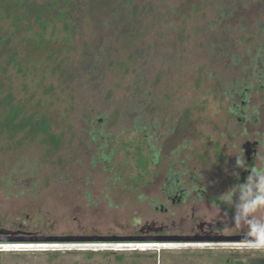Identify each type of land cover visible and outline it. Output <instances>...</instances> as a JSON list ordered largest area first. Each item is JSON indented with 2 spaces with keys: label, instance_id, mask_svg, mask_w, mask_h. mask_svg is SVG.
Listing matches in <instances>:
<instances>
[{
  "label": "rangeland",
  "instance_id": "rangeland-1",
  "mask_svg": "<svg viewBox=\"0 0 264 264\" xmlns=\"http://www.w3.org/2000/svg\"><path fill=\"white\" fill-rule=\"evenodd\" d=\"M136 2L156 14L139 12L141 21H129L134 38L124 42L121 21L103 25L93 0H0V99L9 94L26 114H45L60 141L50 151L39 137L0 134V222L27 226L26 238L136 235L135 222L153 215L169 171L180 174L189 192L175 217L193 213L212 221L211 203L234 185L236 158L226 150L240 151L243 129L264 142V87L253 82L244 106L236 99L247 115L244 127L229 114L235 97L223 94L226 85L262 71L243 68L264 57V46L256 49L264 40V0H164L165 9L156 0ZM21 17L30 19L22 28L15 19ZM69 22L78 24L70 32ZM95 115H104V123ZM136 119L142 129L154 126L155 164L146 147L138 151L146 165L138 162ZM96 122L109 135L106 154L90 139ZM197 189L215 200L201 199ZM222 206L230 220L232 210ZM26 210L34 216L25 218ZM153 243L172 246L0 242V264H251L264 256L236 251L228 246L234 242Z\"/></svg>",
  "mask_w": 264,
  "mask_h": 264
},
{
  "label": "flooded vegetation",
  "instance_id": "flooded-vegetation-1",
  "mask_svg": "<svg viewBox=\"0 0 264 264\" xmlns=\"http://www.w3.org/2000/svg\"><path fill=\"white\" fill-rule=\"evenodd\" d=\"M17 21H20L21 28L23 27V21L24 24L30 23V19L26 18H15ZM69 26L71 25V22H69ZM78 25V24H77ZM77 25H71L69 28V32L72 30H75L77 28ZM29 26V25H28ZM250 62V61H249ZM248 62V63H249ZM256 65H259L258 68L261 69V73H258L257 76L253 74H249V79H252L254 82V85H257V89L261 90L264 87V81L263 75L264 73V63L259 61ZM259 80V83H258ZM252 88H245L243 90V93L241 96H237L240 98L242 106L247 104L249 100V96L252 93ZM237 98H235L229 107V114L231 115L232 119L234 121H240L243 123V127L248 121L247 115L243 111V107H240L236 103ZM104 116V115H103ZM101 117V119H104V117ZM97 119V117H95ZM100 116L98 117L97 120H101ZM237 119V120H236ZM138 120V119H136ZM135 120V124L136 121ZM97 124V122L95 123ZM151 128L154 127L149 123ZM139 125V123L137 124ZM141 124L139 125V127ZM141 128V127H140ZM142 129L141 131H136L134 130L133 133L135 134L133 143L136 149H142V147H146L145 150L147 152H151V155L153 157L152 163L155 164L157 156H158V150L156 149L155 138L153 137L152 131L154 129ZM243 129V140L240 145V151L243 152L244 154V160L246 163L251 166L254 163V156L255 154L260 150L262 146H264V142L260 141L259 139H256L255 137H249L246 136V133ZM89 135L90 139L92 137V130L89 129ZM234 133L230 131L228 133V136L230 138H234ZM109 135L106 134V130L102 129L100 132V139L98 142L95 143L97 145L98 149H102L101 153L106 154V148H108V140ZM143 150V149H142ZM142 152V151H140ZM112 153V151L110 152ZM138 153V150L136 151ZM146 153V152H145ZM109 161L104 162L105 164H108ZM233 171H237L239 174V181L234 179V177L230 174L229 179L231 183L234 185L237 183H243L246 179V177L249 175V172L244 171V170H237L235 169V162L233 163ZM146 165V164H145ZM232 171V172H233ZM231 172V173H232ZM176 174H173L171 171H169V174L165 178V182L162 184V188L160 190L161 196L160 199L157 198L154 200V205H153V212L149 214V218H147L143 222H135L134 226L139 227L138 231H135L136 235H126L123 236L122 238H135V239H193L197 241H205V242H212V241H218L219 239H224L226 238V235L221 234L220 229H219V224H216L215 221H209L206 220L204 217L196 216L193 215V213L189 215H185L182 217H175L176 214H179V207L186 202L189 201V192L184 189V182L181 179L180 174L175 176ZM137 180V179H136ZM139 181V180H138ZM144 184V183H143ZM199 192H202L201 194ZM199 193L201 196V199H211L215 200L213 197H210L207 195V193L204 191V189H197L195 192V195L199 196ZM213 204V203H211ZM223 207V206H222ZM24 213L25 218H29L30 216H34L30 213V211L26 210ZM176 223L179 224L178 228ZM31 234L30 229L23 225H15L14 227H7L5 222L2 224L0 222V240H6V239H19V238H26V235ZM239 236V235H235ZM229 237V236H228Z\"/></svg>",
  "mask_w": 264,
  "mask_h": 264
},
{
  "label": "trees",
  "instance_id": "trees-1",
  "mask_svg": "<svg viewBox=\"0 0 264 264\" xmlns=\"http://www.w3.org/2000/svg\"><path fill=\"white\" fill-rule=\"evenodd\" d=\"M96 3V6L94 7V11L96 10V14L98 17L100 16L103 20V25L106 27L110 25L109 23L114 24L116 21H121L120 26H122V33L119 32V34H122L123 41H130L134 38V32L131 29L132 24H134L136 21H141L140 16L138 15L139 12L144 13L146 16H149L150 14L154 15L155 13V7H150V4L141 5L136 2V0H93ZM158 2V5H160L162 8H164V0H156ZM234 8L235 6L232 5ZM219 7L222 9V11H225L227 8V5L225 3L219 4ZM165 9V8H164ZM164 14L166 13V10L162 11ZM231 12H226V18H231ZM98 20V19H94ZM129 21H135L134 23H131ZM116 26V24L114 25ZM264 46V40L257 46V52L261 49V47ZM264 53V52H263ZM262 53V54H263ZM261 57L257 55V59L254 56L252 60H250V63H247L248 66L243 68V70H250V66H255L259 61L264 63V57L263 59H259ZM251 74L256 75V72L252 71ZM259 83V80H258ZM4 84L2 83L0 79V91H3ZM253 87V80L250 79L249 81L243 80H237L234 85H226V88L223 92L224 95L233 94L232 96L235 98H238L243 93V90L245 88H252ZM218 86H215L214 90H217ZM1 93V92H0ZM4 93V91H3ZM238 96V97H237ZM13 99L10 97L9 94L4 95L0 99V115H2V120L0 122V134L2 135H8L12 131L14 132H23L24 133V139L26 140H32L36 138H41L43 140V145H45L47 150L51 149L54 151L58 149L60 146V141L57 135H53L51 130L52 121L43 113L39 111L32 112V114H26L25 111H23V106L20 104L12 102ZM231 104V103H230ZM96 116V115H95ZM97 117V116H96ZM137 121V120H136ZM104 123V119L102 121ZM138 122L135 124L136 131H141V128L137 125ZM103 129L102 124H97V127L92 126V137L91 142L94 145L96 142L100 139V132ZM11 133V134H12ZM12 135H9L10 137ZM4 137V136H3ZM102 149H99L101 152ZM142 150V149H141ZM140 148L138 149L139 153H141ZM99 152V153H100ZM137 154L138 155V162L140 163V166L144 167L146 164V156L143 154ZM142 153H144L142 151ZM103 154V153H101ZM101 160L104 162L109 161V156L102 155ZM251 264H264V256L263 257H257V258H251L250 259Z\"/></svg>",
  "mask_w": 264,
  "mask_h": 264
},
{
  "label": "clouds",
  "instance_id": "clouds-1",
  "mask_svg": "<svg viewBox=\"0 0 264 264\" xmlns=\"http://www.w3.org/2000/svg\"><path fill=\"white\" fill-rule=\"evenodd\" d=\"M228 156H235V169L249 172L245 181L228 188L211 205L210 219L219 224L221 234L239 235L240 242L232 247L247 254L264 255V146L254 156V163L249 166L243 152L236 148L226 150ZM216 163H210L208 167ZM231 175L239 181V174ZM220 205L232 210L229 220L227 212L221 215Z\"/></svg>",
  "mask_w": 264,
  "mask_h": 264
},
{
  "label": "water",
  "instance_id": "water-1",
  "mask_svg": "<svg viewBox=\"0 0 264 264\" xmlns=\"http://www.w3.org/2000/svg\"><path fill=\"white\" fill-rule=\"evenodd\" d=\"M240 236H231L226 237L224 239H219L218 241L225 242H240ZM182 242L187 243L189 241H197V240H189V239H135V238H118V237H87V238H72V237H53V238H39V237H31V238H22V239H6L0 240V242H10V243H37V242H51V243H135V242Z\"/></svg>",
  "mask_w": 264,
  "mask_h": 264
},
{
  "label": "built area",
  "instance_id": "built-area-1",
  "mask_svg": "<svg viewBox=\"0 0 264 264\" xmlns=\"http://www.w3.org/2000/svg\"><path fill=\"white\" fill-rule=\"evenodd\" d=\"M239 242H234V243H229L228 246H234L236 244H238ZM82 245V244H80ZM88 245V247H91V246H95L96 244H86ZM138 245L140 244H137V243H111V244H98V247H113L115 249H135L137 247H139ZM145 248V247H143Z\"/></svg>",
  "mask_w": 264,
  "mask_h": 264
},
{
  "label": "bare ground",
  "instance_id": "bare-ground-1",
  "mask_svg": "<svg viewBox=\"0 0 264 264\" xmlns=\"http://www.w3.org/2000/svg\"><path fill=\"white\" fill-rule=\"evenodd\" d=\"M39 245V244H38ZM40 245H44V244H40ZM178 245V244H177ZM180 245V244H179ZM181 245H183V246H188L189 244H181ZM193 245V244H192ZM197 244H195V246H196ZM27 246H31V245H9V246H5V247H20V248H22V247H27ZM87 246V245H86ZM97 246V245H96ZM140 248H143V247H145V248H151V247H161L162 248V246L164 247H170V246H172V245H170V244H154V243H148V244H140V245H138ZM205 246H207V245H205ZM0 247H4L3 245H0ZM53 247H54V245H53ZM113 248V247H112ZM145 248H143V249H145ZM7 249V248H6ZM145 250H147V249H145Z\"/></svg>",
  "mask_w": 264,
  "mask_h": 264
}]
</instances>
